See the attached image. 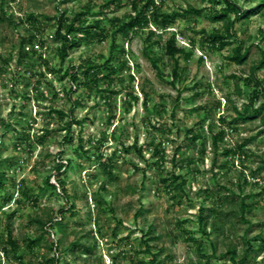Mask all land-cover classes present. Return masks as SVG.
Here are the masks:
<instances>
[{
	"label": "rangeland",
	"instance_id": "obj_1",
	"mask_svg": "<svg viewBox=\"0 0 264 264\" xmlns=\"http://www.w3.org/2000/svg\"><path fill=\"white\" fill-rule=\"evenodd\" d=\"M108 1L0 0V191L1 199L11 197L0 210V264H44L49 259L58 264H153V255L156 264H206L209 256V264H233L219 257L233 247L241 255L246 240L264 236V123L260 114L227 124L235 108L251 110L254 86L243 80L264 53V7L235 25L249 48L248 59L237 64L229 59L235 43L212 50L200 33L221 30V23L207 15L214 0H154L161 13L189 5L205 8L198 15L176 17L165 31H157L161 42L174 33L176 45L191 52L187 60L178 57L180 77L171 83L173 60L158 35L149 37L147 29L120 31L111 47L113 19L124 20L133 0H122L117 11ZM235 1L245 9L261 2ZM86 4L92 8L83 25L99 20L107 38L99 42L76 31L81 43L56 73V16L61 10L72 16ZM149 28L154 30V23ZM31 35L33 42L21 49V39ZM111 52L118 71L105 79ZM86 59L101 66L99 81L68 93L74 86L64 75L66 68ZM255 76L264 85V67ZM262 100H254L253 108ZM51 109L66 116L60 118ZM72 118L82 123L61 129ZM42 130L48 133L40 144L35 138ZM189 130L200 138L192 141ZM219 130H224V139L214 151L211 135ZM25 132L31 141L19 143ZM134 144L143 149L142 155L124 151ZM153 144H160L159 164L151 158ZM240 144L245 153L225 156V149ZM58 161L71 162L59 174L65 192L49 185L58 186ZM174 175L185 180L183 189L171 186ZM219 196H228L222 203L228 217L220 231H213L214 219L202 226L198 215L202 207L206 216L207 208L221 201ZM242 197L251 206L243 217ZM49 218L58 229L44 231L36 222ZM8 226L17 254L6 243ZM27 238L40 242L28 250ZM246 264H264V251L251 254Z\"/></svg>",
	"mask_w": 264,
	"mask_h": 264
},
{
	"label": "trees",
	"instance_id": "obj_2",
	"mask_svg": "<svg viewBox=\"0 0 264 264\" xmlns=\"http://www.w3.org/2000/svg\"><path fill=\"white\" fill-rule=\"evenodd\" d=\"M67 0H61V2H64ZM215 6L210 8L208 10V17L211 19L212 22L221 23L222 27L221 30H215L214 32L208 33L205 30H201L200 33L204 36V40L206 42V45L211 48L212 50L221 51L224 48H226L229 45H232L235 43L236 45L232 48V54L229 56V59L237 64H243L247 59L249 55V48L243 46V41L239 38V36L236 33L235 25L243 20H246L252 15L253 13H258L262 10L264 7V0H261L260 3L256 4L251 9H245L242 6H240L235 0H214ZM106 5H112L113 11H117L122 6V0H109ZM83 10L75 11L72 16H66L65 10H61L60 13L56 16V28L53 32V37L56 41L60 43V46L58 48V57L60 59V65L59 68L56 71V73H60L62 70V63L68 57L69 52L73 50L74 48L78 47L81 43L80 39L77 38L74 33L78 30L84 31L88 35V39H96L99 42L104 41L107 38L108 31L104 28L99 27V20L95 22V24H89L83 25L84 22L87 20V17L91 15V5L86 4L83 7ZM205 8H199L196 6L189 5L185 9H181L180 11H172L170 13H161L159 12V7L155 3L154 0H145V1H139V0H133L131 3V11L127 14V16L124 18V20H120L118 18H114V28L112 29V42L111 47L114 45V39L116 33L120 31H126L128 33L129 31H138L147 29V33L149 37H153L155 35H158V43L164 48V53L173 60V68H172V82L179 79V64H178V57L180 55L185 56L186 60L191 56V52H186L184 48L178 47L176 45V38L175 34L171 33V35L164 40V42H161V34H157V31H165L167 28H169L172 24L175 22L176 17H182V16H190V15H198L200 14ZM154 23V30L149 28L150 23ZM97 32H92L91 29H97ZM35 35H31L29 38H23L20 42V48L23 49L25 43L33 42ZM203 46V43L201 44V47ZM121 54L124 55L125 50L122 49ZM35 53V52H33ZM21 56V54H20ZM113 58V52L110 53L109 58L106 60V64L108 65V74L105 75V79L111 78L112 75H114L118 71V66L111 63V60ZM20 59V58H19ZM5 63H7L6 60H3ZM152 65L158 70V66L155 61H151ZM264 67V53L262 54V57L260 58L259 62L252 66L250 75L245 78L243 81L248 86H254L252 91V97L251 99V110L250 112L247 110V108L244 111H240L239 109L235 108L234 116H232L227 122L229 126H233L235 124H241L246 122L247 120L253 119L254 117H258L261 114V122L264 123V85L255 76V72L258 69H261ZM101 70V66L97 64L96 62L86 59L81 61L78 65L70 66L66 68L64 75H69L73 88H69V92H74L77 87H91L95 85L99 79L97 75L99 74ZM3 70L0 68V73ZM71 71V73H70ZM62 75L61 77H64ZM80 76H82L83 80H81ZM112 81V80H108ZM239 92V90H238ZM145 97L147 95L145 94ZM260 97L263 98L261 104L253 108L254 106V100H258ZM253 101V102H252ZM52 113L57 114L60 118L66 116L65 112L63 110H56L51 109ZM225 122V121H223ZM81 124V120H76L72 118L70 121H68L64 126H62L61 129H65L69 131L71 129V124ZM5 126H9V123L5 124ZM43 132L36 136L35 140L38 143H43L45 140V137L47 135V131L42 130ZM190 134L189 138L192 141H195L200 138V135L197 133H193V130H189L188 132ZM224 130H219L216 133H213L211 135V145L214 151L218 148L219 144L224 139ZM23 137L20 138L19 143L22 142H30L31 137L30 135L25 132ZM70 140L65 136L64 142H69ZM244 144L237 145L235 149H225L224 154L226 157L233 156L236 153H245L243 148ZM78 149L82 150V146L78 145ZM130 149H134L139 155H142L143 149L141 147H137L136 144L128 146L124 149V151H129ZM151 158L155 160L156 164H159V160H162L163 157L161 156V149L160 144H153V147L151 148ZM83 153H86V151H83ZM204 153V151H203ZM244 155V154H243ZM213 163L215 161L213 160ZM71 162L67 161L65 163H62L58 161L56 166L54 167L55 174H57L58 178V186L52 184L49 182V185L52 187H59L61 191L65 192V186L64 181L59 178V174L62 173L63 170L70 167ZM104 168L109 170V165L107 163H104ZM264 165V161H263ZM182 176L174 175V178L172 181H174L175 184H171L173 188L183 189V184L185 180L182 178ZM180 180V182H177ZM165 183L166 180H163ZM244 182H247V180H244ZM2 175L0 174V190L3 187L2 186ZM205 193L207 195H211L212 191L206 190ZM219 195V194H217ZM221 196H219V199ZM11 197L3 198L1 199V191H0V210L1 208L5 207L6 204L9 203ZM245 197H242L240 199L239 203V212L240 215L243 217L244 211L251 207L249 204L245 202ZM228 202V196H224L221 198V201L219 203H215L214 205L207 208L208 214L206 216L203 215L204 209L201 207L200 212L198 215L199 222L202 226H205L207 219L213 218V222L211 223V227L213 231H220L222 229L223 222L225 221L226 217H228V213L223 212L222 210V203ZM61 213H64L63 210L60 211ZM9 216V215H8ZM36 222L40 225L41 229L46 231L48 229H58L55 227H58L56 224L54 226L53 221L51 218L47 220V222H43L39 219L36 220ZM202 232L207 235L204 228H202ZM260 241L259 245L253 244V241ZM40 242V238H27L26 239V247L28 250H33V248L38 245ZM6 243L10 247V250L17 254L18 252V243L12 236V230L10 226L7 227L6 231ZM246 248L244 249L243 253L239 255L237 253V250L235 247L228 248L226 253L224 255H221L219 259L228 257V259L233 264H246L250 255L258 252L264 251V236L262 234H258L254 238L250 240H246ZM4 252L7 250L4 248ZM214 255V254H213ZM155 255L151 258V262L153 264H156ZM20 260H22L21 256H18ZM209 257H207L206 264H209ZM44 264H58L53 259L45 260Z\"/></svg>",
	"mask_w": 264,
	"mask_h": 264
}]
</instances>
